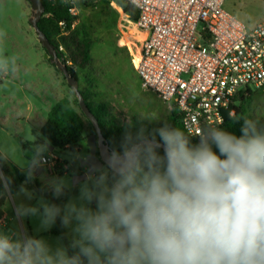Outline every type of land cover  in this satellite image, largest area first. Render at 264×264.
I'll list each match as a JSON object with an SVG mask.
<instances>
[{"label": "clouds", "instance_id": "9594fccd", "mask_svg": "<svg viewBox=\"0 0 264 264\" xmlns=\"http://www.w3.org/2000/svg\"><path fill=\"white\" fill-rule=\"evenodd\" d=\"M7 68L0 59V70ZM240 119V135L222 120L191 131L165 121L148 133L129 116L119 150L83 182H47L56 198L77 185L78 196L16 207L18 218L38 216L44 230L58 219L71 227L70 244L53 247L0 226V264H264V123ZM46 151L47 144H34L28 159L14 151L0 159L33 180ZM20 193L33 196L24 186Z\"/></svg>", "mask_w": 264, "mask_h": 264}, {"label": "rangeland", "instance_id": "374dc122", "mask_svg": "<svg viewBox=\"0 0 264 264\" xmlns=\"http://www.w3.org/2000/svg\"><path fill=\"white\" fill-rule=\"evenodd\" d=\"M94 2L97 8L82 9L73 28L87 32L95 41L92 49L93 64L101 74L97 80L99 87L94 90L95 102L107 104L113 115L121 122H127L129 116L132 119H140V116H144L146 117L144 121L155 126L160 125L170 115L172 106L162 101L156 93L142 86L140 78L129 65L131 60L118 49V44L124 37L135 33L134 21L122 6L112 0ZM237 7L246 11L245 16L251 22L264 19V0H228L227 7L225 6L229 11ZM32 16V7L27 0H0V34H2L0 59L8 61L7 71L0 70V152L14 151L17 157L25 156V159H28L32 153L33 145L24 147V144L28 142H37L35 145L46 144L40 132V121H46L49 111L43 106L44 120L41 117L37 119L36 111L42 106L41 100L50 87L56 89L57 95L71 99L82 115L87 129L86 134H94L91 121L81 110L78 98L65 76L49 58L45 57L46 50L30 24ZM65 34V30L61 29L57 40L60 41ZM125 50L130 53L128 48L125 47ZM88 73L85 70H78L81 90L88 87L85 83ZM250 99L247 118L264 123V87L254 90ZM33 137L35 141H32ZM86 153H88L87 141L75 150H50L47 145L44 157L55 155L60 161L57 167L58 173L55 175H50L43 166L37 171L36 178L42 190H38L31 183L23 185L33 193L31 199L20 193L21 187L10 193L1 192L4 193L0 197L4 201L8 229L26 231L30 236L45 239L53 247L60 243L68 246L71 242V227L65 228L58 219L50 229L44 230L41 228L38 216L18 218L16 207L19 204L35 206L41 197L48 202L63 205L69 199L78 196L77 185L66 190L63 196L56 198L47 182L54 177L71 180L75 173L73 170L69 171L67 167L65 169V166L67 163L74 165Z\"/></svg>", "mask_w": 264, "mask_h": 264}, {"label": "built area", "instance_id": "2783aa9c", "mask_svg": "<svg viewBox=\"0 0 264 264\" xmlns=\"http://www.w3.org/2000/svg\"><path fill=\"white\" fill-rule=\"evenodd\" d=\"M59 1L75 21L82 9L97 8L96 2ZM124 1L138 13L133 41L124 44L132 66L145 89L179 111L185 129L221 120L223 128L241 94L264 87V20L249 27L225 8L227 0ZM190 139L200 141L199 135ZM59 161L44 157L42 166L55 175Z\"/></svg>", "mask_w": 264, "mask_h": 264}, {"label": "trees", "instance_id": "16d2710c", "mask_svg": "<svg viewBox=\"0 0 264 264\" xmlns=\"http://www.w3.org/2000/svg\"><path fill=\"white\" fill-rule=\"evenodd\" d=\"M95 0H81L78 2L79 7H87ZM122 6L128 12L129 5L124 0H112ZM45 6V13L39 22V28L46 35L49 42L55 46L59 53V57L67 65L69 73L79 80L78 70L87 68L92 61L93 39L90 38L87 32L79 28H73L75 18L70 14V6L59 0H42ZM131 19L136 22L138 13L136 10L128 12ZM64 25L61 26L60 23ZM61 29L65 30V35L58 41L57 37L61 33ZM63 45L64 52L60 51L59 46ZM58 69V68H57ZM81 93L87 103L90 111L97 118L101 127L104 139L110 150H119L127 122L119 121L111 112L108 105L105 103L95 102L94 91L87 90ZM252 92L241 94V101L238 107H235L232 118L227 115L223 128L227 131L240 135V129L243 125V120L247 118L249 113L250 98ZM240 119L238 121H235ZM138 129L143 125L148 133H152L155 129L163 126L161 123L158 126L152 125L139 118L132 119ZM173 127H183L182 117L179 111L172 107L171 113L166 119ZM92 124V123H91ZM93 126V124H92ZM134 129V130H136ZM43 141L55 149L75 150L87 141V129L82 115L77 111L73 102L67 98L59 100L48 114L46 123L41 128ZM93 132L96 130L93 126ZM158 138V137H157ZM191 140V139H190ZM37 142H28L24 147L34 145ZM192 144H197L191 140ZM162 152V150H161ZM68 165L69 171H74L75 174L83 172V169L76 162L74 165ZM31 183L38 190H42L41 184L37 178L28 180L27 170H21L19 166L9 160L0 159V193L6 187L11 191L20 188L21 186ZM71 254V249H70Z\"/></svg>", "mask_w": 264, "mask_h": 264}, {"label": "water", "instance_id": "95a60500", "mask_svg": "<svg viewBox=\"0 0 264 264\" xmlns=\"http://www.w3.org/2000/svg\"><path fill=\"white\" fill-rule=\"evenodd\" d=\"M27 1L31 4L33 14L32 18H30V24L36 31L40 43L46 50L45 57L49 58L51 63L54 64L63 73L69 86L78 98L81 110L91 121L96 130V133L89 135L87 138L88 153L84 157L79 158L78 160L79 166L83 169V172L79 174H74V177H79L80 180L83 181L90 168H92L93 166L104 165L105 155L110 153L111 150L105 142L97 118L90 111L87 103L85 102V99L80 90L79 80L69 73L67 65H65L63 60L59 57L57 49L53 44L49 42L46 35L39 28V22L45 13V6L42 0ZM128 10V12H132L134 10L133 6H130ZM54 149L55 148L50 147V150Z\"/></svg>", "mask_w": 264, "mask_h": 264}, {"label": "crops", "instance_id": "0c3cea01", "mask_svg": "<svg viewBox=\"0 0 264 264\" xmlns=\"http://www.w3.org/2000/svg\"><path fill=\"white\" fill-rule=\"evenodd\" d=\"M227 2H228V0L226 1V5H225L226 7H227ZM229 12L232 13L234 16H236L241 21L245 22L249 27H254V26H256L257 24H259L260 22H262L264 20L263 19L261 21L251 22V20L245 16L246 11L243 10L242 8H240V7H237L236 9H232V11H229ZM135 37L141 38L142 37V34H136ZM132 38H133L132 37V34L131 35L128 34V36L124 37V39H122L120 41V44H118V49L122 50L128 56V58L130 60H131V52L129 53V52H127V50H125L124 44L127 43V42H130V41H133ZM93 46H94V44H93ZM92 49H93V47H92ZM91 54H92V51H91ZM93 60H94V56L92 54V61H91L90 65L87 68H85V69H81V70H85V71H88L89 72L88 73V76L86 77V82H85L88 85V87L85 90H82V91H87V90L94 91L95 89H98L97 87H99L98 84H97V80L101 77V74H99V72L97 71V69L94 68ZM129 65H130L131 69L138 76V74L134 70L131 62H130ZM111 67H113V66H111ZM138 78H140V77L138 76ZM80 84H81V82H79V85ZM64 98H67V99L71 100L69 97L57 95L56 89L50 87L47 90V92H46V96L43 97V99L41 100L42 106L41 107H38V109L36 111L37 119L39 120L40 117H41V119L44 120V113H43L44 107L43 106H45V108H47V110L50 112L52 110V108L55 106V104L59 100L64 99ZM46 121H47V119H46ZM46 121H40L41 128L46 123ZM87 136H89V135L87 134ZM0 153H2V152H0ZM9 161H11V160L9 159ZM66 167L68 168V165L65 166V169H66ZM3 192H9L10 193L11 190L6 187V189ZM4 207L5 206H4L3 198L0 197V222H2V224H0V226H2L5 230H8V227H7V224H6V217H7V215L4 212Z\"/></svg>", "mask_w": 264, "mask_h": 264}]
</instances>
